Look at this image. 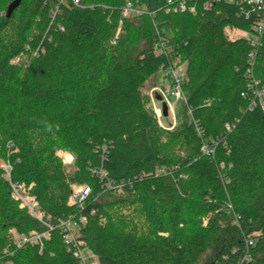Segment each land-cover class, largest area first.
<instances>
[{
  "label": "trees",
  "instance_id": "16d2710c",
  "mask_svg": "<svg viewBox=\"0 0 264 264\" xmlns=\"http://www.w3.org/2000/svg\"><path fill=\"white\" fill-rule=\"evenodd\" d=\"M13 1L0 0V161L51 223L85 217L79 235L100 264H264V112L241 96L253 47L230 32L254 30L240 3L204 11L200 0L192 14L166 12L169 0H69L60 32L46 0H23L7 18ZM129 2L146 13L123 17ZM158 33L168 55L154 50ZM176 57L187 64L185 100L166 129L143 90ZM255 72L264 80V38ZM213 141L210 158L202 148ZM58 150L74 156L73 173ZM72 184L91 187L82 206L68 204ZM12 228L46 230L0 167V264H81L59 228L42 251L7 252Z\"/></svg>",
  "mask_w": 264,
  "mask_h": 264
},
{
  "label": "built area",
  "instance_id": "2783aa9c",
  "mask_svg": "<svg viewBox=\"0 0 264 264\" xmlns=\"http://www.w3.org/2000/svg\"><path fill=\"white\" fill-rule=\"evenodd\" d=\"M69 0H46V3L52 4L50 12V26L54 27L56 31L64 32L65 27L57 22L58 15L61 12L62 6ZM75 6H83V0H70ZM197 1L200 0H169L168 8L166 12L173 13H192L196 14L199 10ZM217 3H228L235 4L240 3L241 14L246 18H251L253 20V30L254 33L249 37H246L253 50L249 54V62L247 67L243 70L245 86L241 93L243 99L248 102V110H261L264 112V80L257 77L255 72V64L258 48L262 45V39L264 38V0H203L202 9L204 11H211L215 4ZM146 11L136 8L133 3L129 2L123 9V17H136L145 14ZM120 33V28L116 34V38ZM115 43V41H113ZM29 49V48H28ZM27 49V50H28ZM154 50L158 54L168 55L170 52L169 40L160 33L154 43ZM38 50L33 53V56H38ZM23 55L18 56L14 62L19 63L22 61ZM166 71V78H170L173 81V88L170 92L166 85L155 86L152 89V96L155 94L156 99L152 100L151 106L157 117L158 123L161 127H164L163 121L165 118H170L171 128L177 124L176 118V105L179 101L185 100V94L183 91V83L187 77V64L183 62L181 57H176V59L168 61V64L163 66ZM159 92V94L157 93ZM157 95H161L163 101L168 105V116L165 117L162 109V102L157 99ZM170 96L174 98L171 100ZM226 128L228 131L232 130V127L227 124ZM219 142L213 141L212 143L205 142L202 148L203 153L214 158L216 154V148ZM221 168H225V164H221ZM6 177L10 181L11 187V197L14 201L19 203L20 208L26 209L29 214L42 223L46 230L43 232L34 231L30 234H17L13 230H10L9 237L11 239L12 248L19 250L26 246H37L42 251L45 241L50 240L51 232L56 228H59L63 232V240L67 246V252L71 253L81 264H89L88 259L85 257V252L90 251L85 240L76 235L75 230L81 229L86 224L87 220L85 217L69 216L66 219L59 221L58 225H53L51 223V217L46 216L42 211L41 206L37 198L31 194L32 186H27L25 184H19L12 181L11 179V166L9 164L5 165ZM164 170H160L158 174L164 173ZM101 177H106L105 172H101ZM107 187L112 189L114 185L109 182ZM91 187L89 185L74 186L72 194L70 196L69 205H79L82 206L83 203L88 199L91 194ZM229 207H232L229 205ZM94 213V212H93ZM248 250L244 256L243 261H250L252 255L250 248L256 243L255 238H250L246 240ZM91 252V251H90ZM92 253V252H91ZM91 264H100L99 258L95 254L90 256Z\"/></svg>",
  "mask_w": 264,
  "mask_h": 264
},
{
  "label": "rangeland",
  "instance_id": "374dc122",
  "mask_svg": "<svg viewBox=\"0 0 264 264\" xmlns=\"http://www.w3.org/2000/svg\"><path fill=\"white\" fill-rule=\"evenodd\" d=\"M122 23L123 21H120L119 23V28L121 30L122 28ZM118 28V29H119ZM118 32V30H117ZM230 35H231V38L232 39H237V38H242V37H249L248 34L244 33V32H241V31H233V32H230ZM116 38V36H115ZM166 75V71L163 69L161 72H159L157 75L153 76L152 78L149 79V81L146 83L145 85V88H144V93L149 97V101H150V106H151V103H152V100L156 99V96L155 94H153L152 96V89L155 87V86H164L166 85L168 90L171 92L172 91V88H173V81L172 79L170 78H166L165 77ZM159 94V92H157ZM171 100L174 101V98L172 96H170ZM182 100L178 102V104L176 105V118H177V122L179 123V121H181V106H182ZM159 104H161V102H159ZM171 119L170 118H165L164 121H163V124L165 126L166 129H170V121ZM172 129V128H171ZM57 155L59 156V158L62 160L65 168L67 169V172L69 173H73L74 172V156L68 152V151H64V150H58L57 151ZM0 167L2 168V170H5V165L7 164V162L5 160H1L0 161ZM80 185H83V184H72L71 185V194H72V191H73V188L74 186H80ZM71 196V195H70ZM70 199V197H69ZM10 230H13L14 232H16L17 234H22V233H19L15 228H12ZM81 229H76L75 232H76V235L80 237L79 235V231ZM34 231H37V230H32L30 231L29 233H25V234H30ZM45 231V230H44ZM43 231V232H44ZM10 233V232H9ZM8 233V234H9ZM13 248L9 247V249H7L6 251L8 252V250H12ZM91 252L90 251H86L85 252V257L88 259V263L91 264L92 263V260L90 258L91 256Z\"/></svg>",
  "mask_w": 264,
  "mask_h": 264
},
{
  "label": "water",
  "instance_id": "95a60500",
  "mask_svg": "<svg viewBox=\"0 0 264 264\" xmlns=\"http://www.w3.org/2000/svg\"><path fill=\"white\" fill-rule=\"evenodd\" d=\"M23 0H14L9 6L8 10L6 12V17L10 18L13 12L21 5ZM158 101L162 102V109H163V114L165 117L168 116V105L165 101H163V98L161 95H157Z\"/></svg>",
  "mask_w": 264,
  "mask_h": 264
}]
</instances>
